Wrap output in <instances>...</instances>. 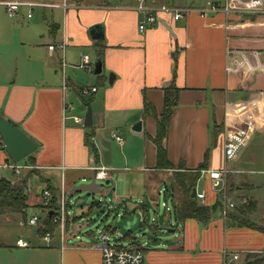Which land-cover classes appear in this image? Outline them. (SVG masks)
<instances>
[{
    "label": "crops",
    "instance_id": "0c3cea01",
    "mask_svg": "<svg viewBox=\"0 0 264 264\" xmlns=\"http://www.w3.org/2000/svg\"><path fill=\"white\" fill-rule=\"evenodd\" d=\"M223 1L145 0L146 10L138 11L139 0H0V11L5 13L6 3L21 4L15 16L0 26V116L14 122L36 144L30 166L45 187L52 186L59 196L63 180L70 192L77 181L90 179V167H103L110 174L108 183L121 184L117 192L114 184L113 204H124L128 212H140L145 219L147 207L155 205V194L170 196L173 171L155 168L151 138L162 112L163 90L173 83L177 101L163 141L168 161L174 168L182 164L185 170H194L207 152L206 170L226 169L227 173L217 187L200 174L194 189L203 195L198 204L211 207L222 201L228 184L235 187L230 192L233 197L255 202L257 210L258 200L250 194L258 188L255 176H264V15L224 12ZM165 2L189 11L173 20L158 11ZM207 4L220 8L211 12ZM199 9H205L204 13ZM147 13L154 14L157 23L140 32L138 24ZM95 26L102 27L100 40L90 36ZM51 44L56 46L53 51L47 48ZM100 49L101 73L90 77L89 71L79 67L82 57L88 56L92 65ZM144 101L150 106L148 113H144ZM87 105L92 122L84 127ZM247 115L255 119L253 134L237 157L225 163L226 127ZM138 123L140 129L135 131ZM113 136L121 138V143ZM109 140L125 144L127 155ZM8 160L2 144L0 170ZM3 171L13 175L9 180L27 173ZM52 176L58 179L56 184ZM128 198L137 203H125ZM170 200L174 205L175 199L170 196ZM27 204L40 207L44 219L41 195L35 200L28 196ZM217 212L204 227L192 219L174 221V227L167 221L169 230L160 229L158 234L169 233L171 238L145 242L144 264H223L231 254H238L242 264L245 254L264 252V233L230 226ZM84 215L81 212L79 217ZM3 218L7 222L15 218L19 225L20 218L24 220L20 215ZM73 218L74 224L64 227L63 241L59 226L47 233V243L42 236L43 241L59 251L60 264H101L97 244L83 242L76 233L77 216ZM16 242V249L29 248Z\"/></svg>",
    "mask_w": 264,
    "mask_h": 264
},
{
    "label": "rangeland",
    "instance_id": "374dc122",
    "mask_svg": "<svg viewBox=\"0 0 264 264\" xmlns=\"http://www.w3.org/2000/svg\"><path fill=\"white\" fill-rule=\"evenodd\" d=\"M7 21H9L8 16L6 15L5 10L2 9V12L0 11V26H2V22L4 23ZM1 37L2 27L0 28V38ZM94 63L95 60L92 61V65H94ZM88 73L90 77H94L93 72ZM93 85L95 87L97 86L96 84ZM109 144L115 147L119 152L122 151V154L125 152L127 155L124 147L125 144L122 145L124 149H121L122 146L118 145L115 140H109ZM26 163L27 158L19 162V165L22 166ZM112 175L116 177L117 173H113ZM0 177L10 179L13 175L8 171L0 170ZM41 177H43V175H41ZM255 179L258 188H256L250 195H254L258 200V206L254 213L247 215V220L264 227V176H255ZM57 180L58 179L55 176L51 177L52 184H56ZM89 182L90 179L77 181L71 189L77 188L82 184H88ZM96 184L100 185V187L95 194L78 192L71 197L67 194L66 201L69 206V212L71 215L75 217L77 216L75 222V227L77 229L76 233L80 234L84 243L89 246H95L97 242L93 236L103 232L105 229L114 231L112 236L114 240L118 237L123 238L130 233L132 238L143 247L145 246V242L151 243L150 238L163 240L171 238V234L169 233L165 235L158 234V230L160 229H165V232L169 230L167 221L172 224V227L175 226L173 204L169 195L162 192L160 195H154L152 200L155 205L152 204L147 207L146 212H144V215L146 213V224L143 225L142 214L140 212L131 213V211L128 212L125 209L124 204L119 207L113 204L114 184H116L115 192L119 191L121 184L114 180L108 184H105V181L97 182ZM44 187V181L41 180L39 176L33 175L27 180L26 194L31 200H35L42 194ZM161 187L165 190L164 186ZM234 188V185H231L229 188V185L227 184L225 191L227 195L226 198L227 201L237 204L234 207H239L241 206V200L230 194V192L234 191ZM124 202L133 206L137 203V200L134 198H128ZM106 205H108L109 208H107ZM91 206H93L91 211L87 212L86 210ZM26 211V217L24 220L20 218V225L15 218H12L10 222H7L3 217H0V264H60L61 257L59 251L53 247V244H46L42 239V235H40V229L43 222V213L41 212L40 207H30ZM233 211V209L230 210V213H233ZM81 212H85L83 217H79ZM215 213L217 214L218 212ZM33 216H36L39 219V222L36 226H29L28 222ZM155 224L158 225V229L153 228V231L150 230V227L152 228ZM59 234L60 233L57 231L55 237L57 238ZM18 239L25 242L28 241L29 248L16 249L14 245ZM119 243L125 246L129 244V241L122 240Z\"/></svg>",
    "mask_w": 264,
    "mask_h": 264
},
{
    "label": "built area",
    "instance_id": "2783aa9c",
    "mask_svg": "<svg viewBox=\"0 0 264 264\" xmlns=\"http://www.w3.org/2000/svg\"><path fill=\"white\" fill-rule=\"evenodd\" d=\"M145 0H139L137 9L138 11L146 10L144 5ZM21 4L18 2H9L5 4L6 14L9 18L15 16L19 6ZM219 6L214 4H207L208 11L216 12L219 10ZM221 9L224 12H228L230 10H246L256 14L264 15V0H224ZM158 11L170 14L173 20H178L182 18V14L188 12L189 10H182L175 6H171L169 4L162 3ZM205 9H199L198 12L203 14ZM30 17V14H28ZM157 23V18L152 13H147L142 20L138 24V30L143 32L146 28L154 26ZM56 46L49 45L47 48L49 51H53ZM59 49L63 48V45L57 46ZM82 69H85L89 72L92 71L93 66L90 65L88 61V56L82 57V64L79 66ZM94 91V90H92ZM76 123H80L81 120L79 118H74ZM255 128V119L252 116H243L240 119L236 120L234 123L228 125L224 132V143H223V159L225 163L232 162L239 152L245 148L253 134ZM117 142L121 143V138L113 136ZM0 148H2V143L0 142ZM3 170H9L15 175H19L21 172H28L32 169L30 165H22L19 163L7 162L1 166ZM92 172L91 177L95 183L97 182H108L110 179V174L108 169L103 167L92 166L89 168ZM227 173L226 169L220 171H212L206 170L202 171L201 174L206 175L211 181L214 182V186L217 187L219 185V181L223 178V176ZM64 181V180H63ZM62 181V187L58 196L57 209L51 211L52 222L60 227L61 239L63 241V232L64 227L67 223L70 225L74 224V218L69 212V206L67 203V194L68 190L64 189V182ZM100 187V185H99ZM69 196V194H68ZM195 198L198 200L203 199L202 194H195ZM51 200L50 192L47 189H44L41 194V202L45 209V217L50 212L48 208ZM241 203H246V200H242ZM221 216L225 218L230 210L234 209V204L230 201H227V198L224 197L221 201ZM109 208L108 205H106ZM88 211H91V209ZM39 222V219L36 216L30 218L28 225L36 226ZM144 225L146 222L142 220ZM152 230L153 228L150 227ZM114 231L109 229H105L103 232L98 233L94 236V239L97 242V248L101 255V264H144V255L142 253V245L139 244V249H133L130 247V243L127 245H122L121 242L123 238L118 237L116 240L113 239ZM44 241L47 243L49 239V235L46 233L43 237ZM18 247H27L28 244L22 240H18L16 242ZM64 247H61V250ZM239 256L238 254H231L228 260L224 261L223 264H238Z\"/></svg>",
    "mask_w": 264,
    "mask_h": 264
},
{
    "label": "trees",
    "instance_id": "16d2710c",
    "mask_svg": "<svg viewBox=\"0 0 264 264\" xmlns=\"http://www.w3.org/2000/svg\"><path fill=\"white\" fill-rule=\"evenodd\" d=\"M102 50L98 51V60L101 61ZM163 108L159 115V118L155 120V134L151 138L152 143L156 149L155 168L158 170H172L171 184H170V196L175 199L173 205L174 220L177 223L184 222L185 220L192 219L198 223V225L206 226L212 215L221 210V201L218 200L213 206L206 207L199 205L196 198H191L192 191L195 189L196 182L198 181L202 171L207 168V152L204 155L202 163H200L194 170H185L182 164H179L177 168L168 161L166 149L163 145V141L166 138L170 114L172 112L173 105L177 101L178 89L173 83L168 85L163 90ZM144 113H148L150 106L144 101L143 103ZM218 128L214 130V142L218 134ZM90 151L93 153L94 159H96V152L94 148L87 142ZM32 155V154H31ZM31 155L27 157V163L32 166ZM10 160H8L9 162ZM11 162V161H10ZM21 162V161H20ZM19 163V162H18ZM36 171H28L24 176L18 177L14 180H9L4 177H0V217L20 215L24 218L26 209L28 208V196L26 194L27 180L35 175ZM45 189L50 192L51 200L48 208L50 212L44 217L40 235L44 236L46 233L51 232L56 224L52 222L51 211L57 209L58 193L50 185L46 184ZM176 196V197H175ZM93 206L89 208L92 209ZM256 211V203L248 201L246 204L241 203V206L234 208L233 214H227L226 221L230 226L247 227L255 229L264 233V227L256 225L247 220V215ZM50 214V215H49ZM146 222L145 219H143ZM144 225V223H142ZM123 240H128L130 247L133 249H139V244L129 234L123 237ZM144 255L145 250L142 249ZM242 264H264V252L247 253L244 256Z\"/></svg>",
    "mask_w": 264,
    "mask_h": 264
},
{
    "label": "water",
    "instance_id": "95a60500",
    "mask_svg": "<svg viewBox=\"0 0 264 264\" xmlns=\"http://www.w3.org/2000/svg\"><path fill=\"white\" fill-rule=\"evenodd\" d=\"M102 27L95 26L89 30L90 36L94 40H100L103 37ZM102 70V65L99 60L94 64V75H99ZM113 76L110 75L108 78L109 84L112 83ZM92 116L90 107L87 105V111L84 116L83 126L88 127L91 125ZM135 131L140 129V123H138L133 128ZM0 141L3 144V149L8 159L12 163H18L29 155H31L36 150V144L28 138L18 127L17 125L8 119H3L0 116ZM105 184H108L106 182ZM99 190V185L96 184L93 180V177H90V182L88 184H82L77 188L70 190L69 197L73 196L78 192H86L89 194H95ZM195 190L192 191L191 198H195ZM50 215V214H49Z\"/></svg>",
    "mask_w": 264,
    "mask_h": 264
}]
</instances>
